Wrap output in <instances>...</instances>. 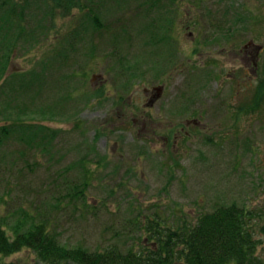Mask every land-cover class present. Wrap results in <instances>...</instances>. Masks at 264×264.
<instances>
[{
  "label": "rangeland",
  "instance_id": "rangeland-1",
  "mask_svg": "<svg viewBox=\"0 0 264 264\" xmlns=\"http://www.w3.org/2000/svg\"><path fill=\"white\" fill-rule=\"evenodd\" d=\"M82 4L86 10L57 16L53 25L46 19L39 25L53 6H35L12 55L11 71L62 60L49 81L56 87L61 77L66 81L33 101V109L52 107L56 114L20 116L60 130L52 157L16 141L0 149L23 169L21 199L11 214L19 207L45 211L63 240L101 249L138 242L147 217L173 227L237 204L252 212L257 254L264 258V107L247 111L249 97H264V80L254 79L250 90L243 52L250 40L261 45L264 73V0ZM2 54L0 44V60ZM23 104L0 110L15 118ZM82 159L95 171L88 204L55 207L83 181ZM8 261L40 264L28 252Z\"/></svg>",
  "mask_w": 264,
  "mask_h": 264
},
{
  "label": "trees",
  "instance_id": "trees-1",
  "mask_svg": "<svg viewBox=\"0 0 264 264\" xmlns=\"http://www.w3.org/2000/svg\"><path fill=\"white\" fill-rule=\"evenodd\" d=\"M44 4L53 6L42 17L50 20L51 25L57 16L65 18L74 9H87L82 0H25L24 3L0 0V44L3 46L0 106L5 104L4 108L20 110L24 103V109L18 111L20 114L15 118L5 114L4 108L0 110V149L16 141L28 146L36 156L52 157L60 130L50 128L42 121L22 120L20 116L56 114L57 110L52 107L33 109V101L42 98L49 89L64 87L61 82L65 77H61L57 87L55 82L52 84L49 81L50 70L56 64H62V60L40 62L28 71L10 70L11 58L20 38L28 34L24 24L28 19L27 12ZM35 16V13L28 15L31 20ZM91 18L93 23L99 24L98 16ZM46 20L40 19L39 25L46 23ZM73 75L77 77L75 72ZM8 160L6 155L0 153V193L4 192V195H0V264H17L8 259L23 252L34 255L40 264H264V258L257 254L259 241L255 239L250 223L253 214L237 204L220 206L199 215L195 223L184 222L173 227H167L158 218L147 217L146 223L139 224L141 232L138 242L130 247L109 244L101 249H92L65 241L57 221L45 211L42 214L30 213L26 207H19L12 212L15 214H11L10 206L21 199L17 195L22 190L18 188L22 187L19 177L23 169L20 168L18 172V166ZM85 161L82 159L80 162L84 169L83 181L67 191L65 195L69 199H64L55 207L65 203L62 210H66L88 204L85 195L95 171L84 167ZM137 218L139 221L142 219L141 216Z\"/></svg>",
  "mask_w": 264,
  "mask_h": 264
},
{
  "label": "flooded vegetation",
  "instance_id": "flooded-vegetation-1",
  "mask_svg": "<svg viewBox=\"0 0 264 264\" xmlns=\"http://www.w3.org/2000/svg\"><path fill=\"white\" fill-rule=\"evenodd\" d=\"M263 49L261 45L255 44L253 40H250L247 42L244 48L245 53V60H248L249 63V88L251 90L252 85L251 82L255 79L256 83L258 81L264 80V73H260V61L262 58L260 57V54L262 53ZM259 84V83H258ZM159 90H162V88H159ZM256 99V100H255ZM253 99V97H249L248 103H247V111L249 114L252 115V108L254 105H260L261 108L264 107V97L263 98H256ZM262 124L264 126V120H262Z\"/></svg>",
  "mask_w": 264,
  "mask_h": 264
},
{
  "label": "water",
  "instance_id": "water-1",
  "mask_svg": "<svg viewBox=\"0 0 264 264\" xmlns=\"http://www.w3.org/2000/svg\"><path fill=\"white\" fill-rule=\"evenodd\" d=\"M159 90V89H158Z\"/></svg>",
  "mask_w": 264,
  "mask_h": 264
}]
</instances>
